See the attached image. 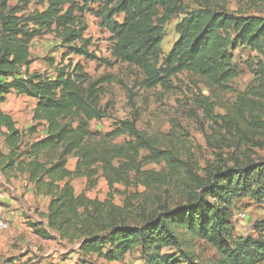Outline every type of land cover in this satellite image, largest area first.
I'll list each match as a JSON object with an SVG mask.
<instances>
[{"label": "trees", "instance_id": "obj_1", "mask_svg": "<svg viewBox=\"0 0 264 264\" xmlns=\"http://www.w3.org/2000/svg\"><path fill=\"white\" fill-rule=\"evenodd\" d=\"M9 1L0 0V136L10 150L7 155L0 151V170L27 174L36 195L50 199L46 227L32 224L34 233L51 240L54 232L61 240L79 244L84 255L109 263L139 249L146 264H182L163 250H180L177 230H187L217 250L218 258L207 264L264 261V240L248 238L233 244L227 240L233 200L254 176L264 182V158L211 167L203 177L191 175L184 204H161L153 210L139 205L132 216L109 199L100 202L76 194L73 180L86 179L93 188L100 174L111 190L116 184L130 185V173L147 185L141 168L148 158L137 162L141 150L151 151L156 161L173 157L158 151L156 143L137 129L136 120L117 121L107 134L92 130L93 121L108 117L101 98L112 79H93L80 61L71 58L107 67L119 63L136 67L143 73L141 86L146 89L171 90L172 78L184 71L224 85L239 74L233 63L237 49L249 48L264 57V17L192 11L177 25L178 39L164 56L165 26L181 11L179 0H47L44 10L30 13L21 4L11 7ZM255 1L264 7V0ZM86 13L110 32V58L91 51L92 41L85 37L88 28L82 21ZM47 34L60 40L61 60H50L53 74L32 73V42ZM257 74L264 88V62H259ZM12 93L37 102L30 132L45 127L44 137L25 146L15 120L2 110ZM249 101L240 98L244 107ZM259 127L264 130V124ZM124 135L133 141L114 143ZM70 158L77 159L73 172L67 168ZM181 257L185 264H202Z\"/></svg>", "mask_w": 264, "mask_h": 264}, {"label": "rangeland", "instance_id": "obj_2", "mask_svg": "<svg viewBox=\"0 0 264 264\" xmlns=\"http://www.w3.org/2000/svg\"><path fill=\"white\" fill-rule=\"evenodd\" d=\"M46 3L47 0L9 1L11 7L21 4L28 13L44 10ZM179 3L181 11L165 26L164 56L178 39L177 25L192 11L224 10L240 16L264 17V7L255 0H179ZM82 21L88 28L85 37L92 41L91 51H95L99 57L110 58V32L102 29L100 20L90 13H86ZM63 52L60 40L54 34L35 39L31 45L34 59L31 72L53 74L50 60L60 62ZM71 58L74 63L80 61L93 79L103 76L112 79L111 83L105 85V94L101 98V106L107 108L108 117L93 121L92 130L107 134L115 129L117 121L136 120L137 129L156 143L157 150L173 157L169 161H156L151 151L141 150L137 162L148 158L147 162H142L141 168L145 173L141 178L148 179L147 185L137 181L134 173H130V185L116 184L115 190H111L100 174L98 184L93 188L86 179L74 180L77 195L100 202L109 199L132 216L137 214L139 205L153 210L161 204L170 207L184 204L191 189V175L203 177L205 170L211 167H231L237 161L264 158V130L259 127V124H264V88L260 87L261 79L257 74L258 64L264 62V57L257 52L249 48L237 49L233 54V63L239 74L224 85L211 84L205 78L184 71L172 78L171 90L161 86L142 88L143 73L127 64L107 67L97 62H86L77 56ZM241 97L250 100L247 107L242 106ZM35 106L36 100L15 93L5 106L18 118L17 124L21 129L27 131L24 134V138L27 136L26 142L39 137L41 126L34 133L29 131L35 124L30 119ZM253 118H259L261 122L255 123ZM129 141L133 139L124 135L114 143L123 145ZM39 224L46 227L43 223ZM231 224V233L227 237L230 244L248 238L264 240V182L257 176L233 200ZM51 235L53 239L40 244L42 238L33 231L25 235L30 246L26 249L21 247L19 241L25 239L21 237L12 245L14 252L2 244L0 264H146L145 256L139 249L128 253L121 261L109 263L95 255H84L77 243L61 240L54 232ZM177 236L181 243L180 250L166 248L163 253L175 255L182 264H185L182 255L202 264L218 258L217 250L212 245L193 237L187 230H177ZM6 254H13V257L3 260ZM258 264H264V261Z\"/></svg>", "mask_w": 264, "mask_h": 264}, {"label": "crops", "instance_id": "obj_3", "mask_svg": "<svg viewBox=\"0 0 264 264\" xmlns=\"http://www.w3.org/2000/svg\"><path fill=\"white\" fill-rule=\"evenodd\" d=\"M11 95L12 94L8 96L6 103L2 106V110L5 113L10 114L17 124L18 118L15 117L12 111L5 109ZM36 106L34 107L33 114L30 118L33 121ZM17 128L22 132L24 146L45 136V127L41 126L39 128V137L26 142L25 139H27V136L24 138V134H27V131L25 132L21 129L19 124H17ZM0 151L5 155L10 152L8 147L4 144L1 136ZM76 165L77 159H70L67 168L73 172L76 169ZM49 202V198L36 195L34 186L28 181L27 174H20L15 170L3 174L0 170V220H6L11 224V228L8 231L0 232V249L3 244L7 246V249L14 252L15 250H13L12 245L15 244L14 242H16V239L25 237V235L33 232V228L31 227L32 224L43 223L46 225V215L48 214ZM45 242L46 241H42V239L39 241L40 244H45ZM19 244L25 249L30 246L29 240L26 237L23 241H19ZM12 255L13 254H6V258L3 260L13 257Z\"/></svg>", "mask_w": 264, "mask_h": 264}, {"label": "built area", "instance_id": "obj_4", "mask_svg": "<svg viewBox=\"0 0 264 264\" xmlns=\"http://www.w3.org/2000/svg\"><path fill=\"white\" fill-rule=\"evenodd\" d=\"M10 227V223L6 220H0V230H7Z\"/></svg>", "mask_w": 264, "mask_h": 264}]
</instances>
